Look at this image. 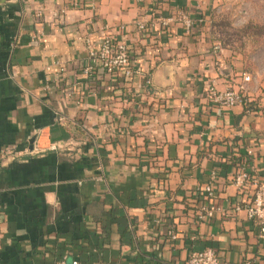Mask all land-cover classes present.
I'll return each mask as SVG.
<instances>
[{"label":"crops","instance_id":"1","mask_svg":"<svg viewBox=\"0 0 264 264\" xmlns=\"http://www.w3.org/2000/svg\"><path fill=\"white\" fill-rule=\"evenodd\" d=\"M82 1L0 0V264H185L206 248L264 264L258 225L235 211L248 199L229 161L243 155L264 180V51L248 59L211 34L214 13L246 24L257 0H165L154 19L184 10L202 23L189 35L176 25L124 38L158 98L140 78L123 88L101 70L84 74L82 28L98 45L102 29L133 26L143 5L70 7ZM211 86L243 87L248 103L215 108ZM7 148L21 156L3 159ZM213 172L220 211L196 223L187 198Z\"/></svg>","mask_w":264,"mask_h":264},{"label":"built area","instance_id":"2","mask_svg":"<svg viewBox=\"0 0 264 264\" xmlns=\"http://www.w3.org/2000/svg\"><path fill=\"white\" fill-rule=\"evenodd\" d=\"M165 0H137V3L143 5L145 11L140 20H137L133 26L120 25L115 29L104 28L103 36L100 43L97 45L93 40V34L90 26H84L80 32L79 39L84 43L87 50L88 62L84 69V74L87 77L92 76L101 68L109 74H120L126 80L132 82L140 78L142 80L141 87L146 96L158 98L159 92L153 90L152 80L139 65L134 63V50H132L124 39L129 35H137L145 37L150 32L165 31L169 32L173 26L180 25L185 33L189 35L200 23L202 19H195L191 14L184 10H178L176 13L154 19V13L163 4ZM98 0H91L89 5L96 8ZM83 8L86 3L71 2L70 7L75 5ZM68 9L63 8L62 15H65ZM152 18V20H151ZM121 38V39H120ZM245 81L250 82L251 76H245ZM207 97L211 104L218 109H233L238 106H244L248 103V98L244 93V88L217 90L211 86L207 90ZM3 159H18L21 156L14 149H3ZM249 157L253 155L251 150L248 151ZM245 163V162H244ZM247 162L244 167L235 174L233 184L238 193L245 194L248 201L242 200L235 205V211L246 213L247 219L255 222L261 232V237L264 238V180L249 172ZM218 182V174L213 172L210 182L201 189L204 194L205 202L202 203L194 219L196 223H209L214 220L220 208L213 203L215 198V184ZM197 193L195 194V196ZM172 240H177L178 236L174 231L169 232ZM55 264H81L80 260H69L64 256L57 260ZM185 264H232L223 261L213 248H206L201 251H194L190 254Z\"/></svg>","mask_w":264,"mask_h":264},{"label":"trees","instance_id":"3","mask_svg":"<svg viewBox=\"0 0 264 264\" xmlns=\"http://www.w3.org/2000/svg\"><path fill=\"white\" fill-rule=\"evenodd\" d=\"M255 13L246 24L236 26L232 15L228 13H214L212 17L211 34L217 37L223 46L229 47L234 50H240L244 55L248 57L255 56L256 54L264 51V0H257L254 7ZM100 70L120 83V86L127 88L132 84L131 80H126L120 74H109L101 68H97V73ZM95 72V74H96ZM233 163L237 174L244 164L245 157L240 155L239 157L229 160ZM245 162V163H244ZM248 165V163H247ZM197 195L195 196V194ZM240 194V193H239ZM243 197V194H240ZM204 194L201 189L191 192L189 199L193 204L194 216L198 212L200 206L205 202ZM249 199L248 197H246Z\"/></svg>","mask_w":264,"mask_h":264}]
</instances>
